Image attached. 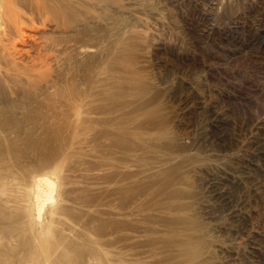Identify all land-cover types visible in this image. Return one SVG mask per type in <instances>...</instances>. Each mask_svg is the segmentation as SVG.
Wrapping results in <instances>:
<instances>
[{
  "label": "rangeland",
  "instance_id": "374dc122",
  "mask_svg": "<svg viewBox=\"0 0 264 264\" xmlns=\"http://www.w3.org/2000/svg\"><path fill=\"white\" fill-rule=\"evenodd\" d=\"M76 4L65 34L37 40L62 69L0 89V264H264V0ZM96 65L115 113L83 114L73 157L40 167L10 108L75 76L83 93ZM148 103L157 123L140 118Z\"/></svg>",
  "mask_w": 264,
  "mask_h": 264
},
{
  "label": "bare ground",
  "instance_id": "6f19581e",
  "mask_svg": "<svg viewBox=\"0 0 264 264\" xmlns=\"http://www.w3.org/2000/svg\"><path fill=\"white\" fill-rule=\"evenodd\" d=\"M82 1H84V0H0V64L3 65V66H0V89H2V86H7L8 84H11L12 86L15 87L17 82H19L21 84H26V85H33L35 83V80H44L46 78V76H44V75L46 73L48 74V72H50V70H51L50 68L52 66V63L57 65L58 68L60 67V69H62V67H63L61 65L62 63L59 64L60 62H58L59 56L57 58L56 55H54V53H51L49 51V49L47 48L45 43L41 44L37 40L41 39V40H43V42H45V39L46 38L48 39L47 34H45L43 32L44 28L46 29V27L50 28L52 26L55 28L54 30H56L57 33L61 32V34H62L64 32V34H65V32L70 28V25H72L70 18H71V15L75 9V4L78 3L76 5H80ZM27 31L32 32L34 34L28 33ZM38 34H40L39 37H36L35 35H38ZM48 35L51 36L50 34H48ZM27 43H30V45L28 47L29 49H26L25 47L23 48V46H25ZM82 46H85V45L83 44ZM59 48H60V46H59ZM31 49L34 50L33 54L31 53ZM59 50H61V49H59ZM62 50H63V48H62ZM57 52H58V50H57ZM61 55L62 54H60V56ZM61 57H64V55ZM97 65H98V63H97ZM97 65L96 66H89L87 69L83 68L82 75H84V79H85V81H87V85H88L87 91H84L83 93L79 92V90L77 89L78 83H77V79L75 76L72 79L70 78V82L68 83L69 84L68 86L66 85L65 87L56 91L55 93L53 92L54 94H52V92H51V94L48 95L46 102L40 101L41 102L40 103L37 99H35L33 102L27 101L28 103H26V104L23 103L24 104L23 107H20L21 111L17 116L14 113V109L10 108V111L8 113L9 117L17 120V125H16L15 130L21 131L20 129L24 128L22 133H23V136H26V140L29 141V143L31 142L30 148L32 147L34 152H36L37 154L39 153L38 157L40 159V161H39L40 167L44 168V167L48 166V167L54 168V170L60 169L61 163H63L65 161V159H68V157L71 156V154H73V150H75V149H73V147H75V145H77V143H78V135H79L78 133L81 130H83V128L81 126H83L85 121H86L85 120L86 115L87 116L91 115V114L111 115V114L115 113L113 110H105V104H104L105 99L102 98L101 90H100V92H96V90H94L96 87H101V89H103L104 84H105L104 80L102 81V79L98 78L100 72L96 69ZM59 73H57V74H59ZM48 76H51V75H48ZM62 76H63V74H62ZM35 77H37V78H35ZM58 78H59V76H58ZM52 80H54V79H52ZM58 80H60V79H58ZM36 82H38V81H36ZM58 83H59V81H58ZM106 86L107 85H105V87ZM35 87H36V84H35ZM33 89H35V88H33ZM51 89L52 88L50 87V90ZM93 91H95V92H93ZM7 92H8V90H7ZM1 93H0V97L3 95ZM35 96L37 98V95H35ZM27 98H29V97H27ZM57 98H59V100H60V98L63 100V103H64V106H63L64 110L62 109L63 112L59 111L57 109V103L59 102L56 100ZM6 99L7 98H5V100ZM40 100H41V98H40ZM56 101H57V103H56ZM7 103L8 102H6V104ZM14 107H15V105H14ZM4 111H5V109L0 107V115L5 113ZM83 114H86V115L83 116ZM158 115H159L158 110L156 108H152L150 103H148L145 107V110L140 115L141 116L140 118L142 120H144L145 122L154 123V121L159 118ZM0 118H3V117H0ZM87 118H89V117H87ZM116 118H118V120L120 121V117H116ZM7 120L8 119H6V121ZM72 120L75 121V123H74L75 127H73V128H75V130L72 131V137L70 140L71 143H70L68 148L67 147L63 148V147H61L62 144L60 145V142H59L60 138H62L61 132L63 130V127L64 128H66L67 126H68L67 128L70 127V124H71L70 121H72ZM159 120L160 119H158V121ZM102 121H104V120H102ZM158 121L156 120V123ZM8 122H10V121L8 120ZM36 122H37V124H41V125L47 124V126L44 127L43 131L38 136L36 134H34L35 129L36 128L38 129L41 126L37 127V125L35 124ZM61 122H63V123H61ZM93 123H94V121H93ZM64 124H66V125H64ZM0 125L1 126L3 125L2 122H0ZM7 125H8V123H7ZM4 126H5V124H4ZM50 127L52 128L51 130H50ZM84 127L88 128L89 124H86ZM3 128H5V127H3ZM12 131L14 133V129ZM126 134H127V132H126ZM112 135H113L112 140L114 142H117L118 139H120V137H121V139H123V135L125 136V134H117V133L112 134V132H111V136ZM50 137H51V139H53V141L57 140L59 142V143H57V145L59 144L60 146H58V148H59L58 150L56 149V147H54L52 150L50 149L51 152L49 153V151H47L46 153H48V154H46V156H44L45 155L44 151L50 148V147L48 148V145L50 142L49 141ZM89 138H90V136H89ZM89 138H86L87 141H89ZM86 139H85V141H86ZM23 140H25V139H23ZM93 140H95V139H93ZM80 142L81 141H79V143ZM50 145H52V143ZM96 146H97V144H96ZM78 149L79 148H77L76 150H78ZM77 152L79 153V151H77ZM80 152H83V151H80ZM89 152H90V150H89ZM93 153L94 152H92V154ZM32 154L34 155V153H32ZM74 154L76 155L77 153H74ZM79 155H81V154H79ZM71 157H73V155ZM53 159L60 160V161L55 164ZM41 182L46 186H49V187L53 186L51 181L47 178L42 179ZM51 191L52 190H50L49 195H46V200L52 199ZM88 203H91V202H88ZM41 210H42V205L39 206L38 212L40 213ZM116 227H118V226H116Z\"/></svg>",
  "mask_w": 264,
  "mask_h": 264
}]
</instances>
